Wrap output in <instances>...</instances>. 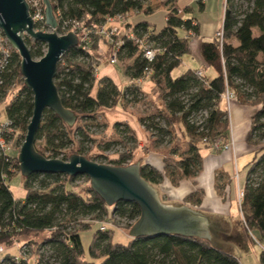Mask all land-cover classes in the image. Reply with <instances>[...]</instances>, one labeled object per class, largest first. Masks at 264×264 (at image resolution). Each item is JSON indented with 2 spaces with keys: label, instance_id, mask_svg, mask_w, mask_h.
Listing matches in <instances>:
<instances>
[{
  "label": "trees",
  "instance_id": "obj_1",
  "mask_svg": "<svg viewBox=\"0 0 264 264\" xmlns=\"http://www.w3.org/2000/svg\"><path fill=\"white\" fill-rule=\"evenodd\" d=\"M57 21V33H69L76 25L91 29L101 27L107 19L126 17L128 14H151L150 0H49ZM199 11L204 2H197ZM166 3L168 12L160 31L147 22L132 26L130 30L144 47L155 52L150 62L144 57V47L134 40L122 37L117 58L124 66L128 84L119 88L108 77L96 79L97 61L90 50L77 46L65 54L57 68L54 84L64 109L72 112L75 123L65 124L52 111L46 110L36 134L35 150L46 159L67 162L64 153L84 156L90 153L85 144L95 140L89 123H97L99 110H110L121 100L135 104L143 94L139 79L152 84L145 97L156 101L154 112L138 119L139 125L151 136L147 150H162L169 141L172 146L165 153L162 167L150 164L139 167L140 177L156 191L163 182L178 187L182 182L196 179L203 169L201 151L212 148L214 141H226L229 135L227 110L221 96L226 90L233 92L239 105L257 108L251 119L248 143L258 147L253 162L248 166L246 183L240 209L244 224L240 225L247 239L264 244V0H225L222 20V39L215 36L200 46L204 69L215 76L208 79L203 74L186 70L173 77L182 58L191 53L190 38L199 36L198 23L193 18L184 19L179 10ZM185 9L184 14L188 13ZM48 26H45V30ZM97 40L91 42L95 49ZM33 60L42 59L46 46L25 40ZM21 60L12 52L11 61L2 75L0 87V119H6L13 129L24 135L33 114V95L24 86L20 73ZM146 71L150 74L147 76ZM99 77V76H98ZM95 90V94L92 92ZM2 107V108H1ZM4 116V117H3ZM177 126L184 138L177 141ZM117 140L97 148L108 152L119 145L128 156H120L115 167H126L137 148V138L128 124L117 122L113 127ZM78 139V141L76 140ZM177 142V143H176ZM16 145L19 139L15 140ZM166 150V149H165ZM64 156H63V154ZM20 174L17 154H0V246H12L19 238L47 234L36 243L38 259L35 264H240L228 251L230 242L238 236L226 238L220 222H211L212 239L188 238L178 235L139 237L127 245L113 244L110 231L93 236L88 257L83 250L80 232L89 229L91 222H103L108 217V207L88 187L83 194L75 191L74 183L85 176L68 177L62 174H33L23 178L24 198H15L8 183ZM21 175V174H20ZM204 193L196 191L185 197V205L200 207ZM111 215L130 224L140 217L134 203L120 202ZM223 231V232H222ZM224 233V236L222 235ZM253 233L255 237L249 235ZM228 235V234H227ZM236 237V238H235ZM232 239V240H231ZM242 242V240H241ZM28 245V244H27ZM32 245V244H31ZM30 245V246H31ZM29 246V245H28ZM227 247V248H226ZM226 248V249H225ZM264 264V251L260 258ZM0 264H29L23 257H5Z\"/></svg>",
  "mask_w": 264,
  "mask_h": 264
},
{
  "label": "water",
  "instance_id": "obj_2",
  "mask_svg": "<svg viewBox=\"0 0 264 264\" xmlns=\"http://www.w3.org/2000/svg\"><path fill=\"white\" fill-rule=\"evenodd\" d=\"M50 33L34 32L29 7L24 0H0V30L19 55L20 73L24 86L33 95V114L27 127L24 142L17 157L23 178L33 174H62L68 177L85 176L91 189L107 207L134 203L140 209V217L130 230L132 239L149 236L178 235L209 240L210 223L201 213L187 207H173L160 202L157 191L139 174L137 163L128 167L99 165L83 156L73 155L67 162L46 159L35 150L36 134L46 110L52 111L65 124L72 126L75 115L64 109L54 84L62 57L78 46L73 33L58 36L57 21L49 0H42ZM24 34L34 42L46 46L44 57L31 58L23 39Z\"/></svg>",
  "mask_w": 264,
  "mask_h": 264
},
{
  "label": "rangeland",
  "instance_id": "obj_3",
  "mask_svg": "<svg viewBox=\"0 0 264 264\" xmlns=\"http://www.w3.org/2000/svg\"><path fill=\"white\" fill-rule=\"evenodd\" d=\"M182 1L183 2L181 3L189 1L188 5H190L189 8H191V11L188 12L185 16L195 19V21L199 24L200 32L198 37L190 38L191 53L183 58V62L179 66V68L174 70L172 74L173 77L180 75L185 70V64L187 63L188 64L190 63V65L194 68L200 67L199 66L201 62L200 46L202 42H209L214 39V36H216V32L220 30L222 27V20H223L224 0H211L210 2L205 4V8L203 11H199L198 5L195 0H191L192 2L190 0H182ZM155 3H156L155 0L151 1L152 9L154 10L151 14L141 13L133 20H131V24L134 25L140 21H148L152 25V28H154L156 31H160L165 25V18H164L165 10H163L162 8L154 9L153 6L155 5ZM123 23H120L118 27L120 32L119 37L121 35L124 36L125 34H129L131 32L127 28H124L122 26ZM50 32L53 31L49 30L45 33H50ZM70 33H73L79 40L80 37H82V34H84V37H86V35L88 34L86 28H84L83 26H81V28L76 34L75 32H70ZM57 35L62 36L59 35L58 33ZM115 41L116 38L115 40H113V42ZM110 51H111V47L109 45L108 40L100 36L95 45V49H90V52H92L94 59H96L97 61L99 76L101 77L102 75L106 74L114 80V82L117 84L119 88H124V86L129 85L128 80L124 75V66L119 61L116 65H111L109 63ZM211 77H212L211 74L207 73V78L210 79ZM95 90L96 89H94V91L92 92V95L95 94ZM155 98L156 96L153 99H151V97L149 96L145 97L144 94L142 95V97L141 96L139 97V102H136L135 104L133 103L127 104L126 101L121 100L118 103V105L113 109L99 110L95 115L97 123H89L91 125L90 132L92 133L95 142L93 145L85 144V148L91 147L90 153L86 157V159L99 165L114 166L113 162L118 160L120 156L129 157V152L125 151L119 145L112 147L111 150L108 152L100 151L97 148L98 145H101L102 147L106 143L112 142L115 139L117 140L118 136L116 135L113 127L117 122H123L125 124H128L129 126H132L133 124V126L137 130L136 132H134L137 138V148L134 150L133 158L131 159L128 166H133L136 165L137 163H139L138 167L144 164H150L160 169L162 167V160L165 159L164 156L166 154L165 152L169 150L172 144H170V142L167 141L166 142L167 144H165V146L162 147V150H158V151L147 150V147L151 146L150 141L152 139L151 136L147 134L144 131V129L139 125L138 122L139 118L150 116L154 112V108H153L154 106L152 102L156 101ZM154 103L160 106V104H158L159 102L157 103L156 101ZM180 132L181 131L177 126L176 133H177V141L179 140L178 141L179 144L182 141H184V138ZM25 135H24V139H25ZM16 139H19V143L17 145L15 143V146L13 145L12 149L14 153L17 154L18 157L24 139L21 137L20 133H17L15 135L14 140ZM76 140L78 141V139ZM139 140H141V142ZM262 144L264 145V140L262 141ZM64 154L67 158V161L71 156L76 155V154H70L69 151H67ZM242 175L243 172L240 171V184L242 183L241 180ZM8 185L15 198L18 199L24 198L25 192L23 189V178L19 173L12 178V180L8 183ZM161 185H163L165 189L167 188L166 190L171 189V185L168 182H163ZM73 186L76 192L83 194L84 190L90 187V182L87 183L83 179H81V180H77ZM157 193L160 202L164 205H168V206L171 205L173 207L187 206L185 205L186 202H183L185 201L184 199L186 196L182 198L181 204H179L178 202H173V204H166L162 202V200L167 202L166 197L162 196V194H159L158 190ZM231 203H232L231 210L229 211V217L227 218L214 216L213 214H211L212 211L209 208L206 209L203 208L201 210L199 209V212L202 213V215H204L205 217H208L210 219L209 221L211 222H215V223L220 222L222 229L226 230L225 233L228 234V235L225 234L226 238L228 236L230 238L234 236H238L237 238L238 242L236 240L233 242L231 241L230 247L228 246L227 249L228 251L233 253V252H239V248L242 249V247L248 249V245H247L248 243H246V239L245 237H243L244 234L242 236V232H240V227H238L236 223L238 216H237L235 203L233 201ZM113 210L114 207H108V217L103 222H91L90 220H85L86 222L89 223L90 226L89 229L80 232V237H81L83 250L87 258H89L88 249L91 245L93 236L96 234L99 228L103 226H106L107 230L112 233L113 244L127 245L131 240L129 233L132 227L128 229V226H130L128 222L113 217L111 215ZM134 224L135 223H133L131 226H133ZM46 235L47 234H41L39 236L29 235L25 238H19L10 247L1 245L0 261L4 260L5 257L14 258V259H20V257H23L27 260L29 264H35L38 257L35 254L37 252V248L36 246L33 245H35L36 243H40ZM222 235L224 236V233H222Z\"/></svg>",
  "mask_w": 264,
  "mask_h": 264
},
{
  "label": "crops",
  "instance_id": "obj_4",
  "mask_svg": "<svg viewBox=\"0 0 264 264\" xmlns=\"http://www.w3.org/2000/svg\"><path fill=\"white\" fill-rule=\"evenodd\" d=\"M151 1L152 0H150L149 5L152 8ZM155 1L156 3L153 6L154 9L162 8L163 10H165V15L168 12V7H166L165 5L166 3L170 2L171 5H174L179 10V13L182 15L184 19L189 18L185 16L186 14H184L183 12L185 9H188L189 10L188 12L191 11V8H189L190 5H188L189 1L184 3H181L183 2L182 0H155ZM210 1L211 0L204 1L205 2L204 8H205V4ZM223 12H224V5H223ZM137 16L138 15L128 14L125 17L126 18L125 25L132 26L131 20H133ZM144 22H147L152 28V25L148 21H144ZM199 32H200V28H199ZM183 58H182V62H183ZM199 66H200L199 68H194L190 65V63L189 64L187 63L185 64L184 71L186 70L202 71L203 74L206 76L207 73H210L212 76L211 79L215 76L214 72L211 69L205 70L203 68L204 64L202 60ZM98 76H99V70H98ZM102 77H108L111 80H113L110 76L106 74L102 75L101 77L99 76L97 80ZM141 86H142L141 91L144 94H149V91L152 88V84L146 80L141 84ZM222 105L223 108L226 109L225 104L222 103ZM229 109L230 110L227 113L229 119V135L227 141L230 140L234 141L235 144L234 149L229 152H219L211 148L203 149L201 151V155L203 158V169L200 175L196 179L192 181L182 182L178 187L171 186L170 190H166L167 188L165 189L163 185H160L158 187V192L159 194H162V196L166 197V201L168 203L163 200L162 202L166 204H173V202H178L179 204H181L182 198H184L185 196H188L189 194L194 193L198 190L202 191L204 193V197L201 206L196 208H191L189 205L187 206L197 212H199V209L201 210L203 208L205 209L209 208L212 211L211 214L217 217H226V218L229 217V211L231 210V204H232L231 202L233 201L235 203L237 216H238L236 223L237 225L238 224L243 225L244 218L239 206L238 193L240 191L242 192L244 191L248 166L251 164V162H253L256 151L258 150V147H255L248 143V136L251 128V119L257 112V108L242 106L239 105L237 101H233L230 104ZM130 128L134 132L137 131L136 128L133 126V124L132 126H130ZM139 141L141 142V140ZM239 170L243 172L241 178L242 180L241 184H240ZM236 172L238 173V180H234L233 178ZM206 218L208 219V221L210 220L208 217ZM209 223L211 229L212 223L211 221H209ZM238 227H240V232H242V236L244 234L243 237H245L246 243H248L247 244L248 249L242 247V249L239 248V252H233L234 254L233 253L232 254L239 260L240 264H261L260 258L262 252L264 251V244H262L261 246L253 243L252 241L250 242L249 241L250 239L248 240L247 237L245 236L244 229L240 225ZM249 235L255 237L253 233H249ZM211 239H212V233L209 236V240Z\"/></svg>",
  "mask_w": 264,
  "mask_h": 264
},
{
  "label": "built area",
  "instance_id": "obj_5",
  "mask_svg": "<svg viewBox=\"0 0 264 264\" xmlns=\"http://www.w3.org/2000/svg\"><path fill=\"white\" fill-rule=\"evenodd\" d=\"M28 7H29V16L33 22L34 25V32H47L49 30H51L49 27L47 30H45V26L47 27L46 24V17H45V7L43 5L42 0H24ZM197 2H204L205 0H195ZM126 18L124 17H118V18H110L107 19L105 24L101 27H94L91 29H87L86 31L88 32V34L86 35V37H84V34H82V37H80V40L77 38L78 40V46H82L84 50H90V44L96 38L103 37L106 40H108L109 45L111 47V51H110V59H109V63L111 65H116L118 63V52L121 48L122 45V41L121 38L122 37H127L128 39H132L135 41V43L140 44V46L143 48L144 47V43L142 41H138L135 39L134 35L132 32H130L129 34H125L124 36L121 35L119 37V24L125 22ZM81 28V26L76 25L72 30L69 31L70 32H75V34L79 31V29ZM130 31V30H129ZM55 32L57 33V28L55 30ZM66 33L63 36L69 34ZM222 30H218L216 32V38L220 41L222 39ZM116 38V43L113 42V40H115ZM24 41L25 40H29V41H33L29 36H27L26 34H24L23 36ZM144 57L148 60V61H152L154 56H155V52L151 49H149V47L145 46L144 49ZM12 52H16L10 45V43L8 42V40L6 39V37L4 36L3 32L0 30V87L3 86L4 82V78L2 77V75L4 74V72L6 71V68L9 64V62L11 61V57H12ZM150 73L148 71H146V75L148 76ZM202 75V73L199 71L197 72V76L200 77ZM95 76L96 79L98 78V69L95 70ZM144 82V79H139L137 81L134 82V84L136 85H141ZM221 100L222 102L225 104V108L227 110V113L229 112V108H230V104L235 100V96L233 94V92L226 90L225 93L222 94L221 96ZM17 134V132L13 129V127L11 126V123L8 122L6 119H0V154H2L3 156H8L9 153L13 152V145L15 146V135ZM234 141L230 140V141H223V140H218V141H214L212 143V148L216 151L219 152H229L231 150L234 149ZM234 180H238V173L236 172L233 176ZM243 192L240 191L238 193V201H239V206L241 205V201L243 199ZM100 232H106L107 228L106 226H103L101 228H99Z\"/></svg>",
  "mask_w": 264,
  "mask_h": 264
},
{
  "label": "bare ground",
  "instance_id": "obj_6",
  "mask_svg": "<svg viewBox=\"0 0 264 264\" xmlns=\"http://www.w3.org/2000/svg\"><path fill=\"white\" fill-rule=\"evenodd\" d=\"M211 149H213V148H211ZM214 150V149H213Z\"/></svg>",
  "mask_w": 264,
  "mask_h": 264
}]
</instances>
